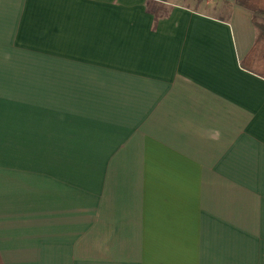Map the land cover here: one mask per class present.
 Returning a JSON list of instances; mask_svg holds the SVG:
<instances>
[{
    "label": "crops",
    "instance_id": "0c3cea01",
    "mask_svg": "<svg viewBox=\"0 0 264 264\" xmlns=\"http://www.w3.org/2000/svg\"><path fill=\"white\" fill-rule=\"evenodd\" d=\"M235 0H0V264H264V77Z\"/></svg>",
    "mask_w": 264,
    "mask_h": 264
},
{
    "label": "trees",
    "instance_id": "16d2710c",
    "mask_svg": "<svg viewBox=\"0 0 264 264\" xmlns=\"http://www.w3.org/2000/svg\"><path fill=\"white\" fill-rule=\"evenodd\" d=\"M235 3L251 13L256 29L255 43L242 64L251 72L264 77V0H235Z\"/></svg>",
    "mask_w": 264,
    "mask_h": 264
},
{
    "label": "built area",
    "instance_id": "2783aa9c",
    "mask_svg": "<svg viewBox=\"0 0 264 264\" xmlns=\"http://www.w3.org/2000/svg\"><path fill=\"white\" fill-rule=\"evenodd\" d=\"M202 1H204V2H206V3H214L215 2V0H202Z\"/></svg>",
    "mask_w": 264,
    "mask_h": 264
}]
</instances>
